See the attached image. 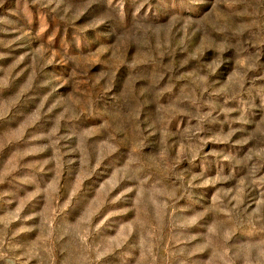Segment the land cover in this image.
<instances>
[{
	"label": "rangeland",
	"instance_id": "obj_1",
	"mask_svg": "<svg viewBox=\"0 0 264 264\" xmlns=\"http://www.w3.org/2000/svg\"><path fill=\"white\" fill-rule=\"evenodd\" d=\"M0 264H264V0H0Z\"/></svg>",
	"mask_w": 264,
	"mask_h": 264
}]
</instances>
